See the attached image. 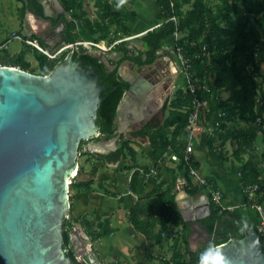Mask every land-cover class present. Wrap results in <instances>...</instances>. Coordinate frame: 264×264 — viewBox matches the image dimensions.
Returning <instances> with one entry per match:
<instances>
[{
    "label": "trees",
    "instance_id": "1",
    "mask_svg": "<svg viewBox=\"0 0 264 264\" xmlns=\"http://www.w3.org/2000/svg\"><path fill=\"white\" fill-rule=\"evenodd\" d=\"M32 1L35 2V0ZM120 1L124 2L125 0ZM155 1L161 7L164 19L162 26L148 30L142 36L141 39L145 48L140 49L138 54L125 49L123 51L130 54L129 57L137 65L150 64L157 58L162 42L170 36L174 37L175 32L178 31L181 37L175 43L181 45L186 56L191 58L192 67L190 71L197 86L196 95L203 100H208L211 105L214 93H229V96L221 102V119L223 121L221 126L225 127L222 142L231 139L239 140V148L234 153L239 162L242 163L239 180L246 195L245 203L232 209H222L211 200L213 212L202 222L214 236L211 243L212 247L228 241L232 236L243 237L251 229L260 233L264 243V234L259 231V226L264 220V213L258 209V205H262L261 197L264 194V183L261 178L262 158L255 144L259 130L263 133L264 141V92H262L257 80L258 77L263 76L262 60L258 57V48L264 40L262 31L258 27L260 24L258 15L264 10V2L221 0L214 6H209L206 0ZM60 2L70 13L80 10L77 17L81 23L79 24L75 17L71 19L67 30V42H75L81 38L78 31L81 26L91 34L101 32L102 35H107L111 31L112 25H118L123 27L126 36L132 35L131 28L122 18V13L119 10H114L112 3L106 2L104 4V18L94 22L86 16L87 13L83 8L84 0H60ZM186 3H192V8L184 10L183 7ZM133 14L135 15L134 11ZM171 16H176L177 22L170 20ZM39 57L42 58H39L41 74L50 73L56 63L44 53ZM75 59H83L94 64L97 72L100 73L107 88L102 92L103 100L99 106L97 122L101 127V134L107 133L109 138L116 136L119 130L116 123L118 107L123 100L125 91L129 88V83L120 77L117 69L109 70L85 49L75 52ZM14 64L25 70H29L30 67V62L24 59L19 62L16 60ZM193 96L194 94L189 90L183 88L177 90L176 97L170 104V112L164 122L165 127L172 130L171 136L165 135L162 130L156 129L153 124L148 122L140 129L132 132L133 136L149 137L157 160L173 153L179 155L180 167H185L187 173H191V167L189 163L184 161L185 129ZM210 108L211 111L209 112L206 109L203 110V113L210 117L209 120L212 119L214 113L212 105ZM236 118L249 125L236 129L228 128L226 121ZM258 121V127L252 126ZM182 134L184 140L181 142L179 137ZM126 151H129L132 158H135L136 151L131 148L129 140H124L116 150L110 153H98V155L117 160L125 156ZM242 153H247L248 157L246 158ZM198 164L196 161L195 168ZM126 167L133 169L134 164ZM140 168L146 172L155 168L156 172L148 177L141 172ZM157 169V166L143 165L136 167L132 173L129 188L133 192L142 195L147 191L149 185L153 187L147 193L148 200H137L131 206L128 212L129 222L135 230L143 233L149 240L159 245L164 241V233L169 231L172 225H182L185 230L183 236L188 241L191 223L184 220L182 212L180 214L176 197L163 194L166 189L170 188V185H166L167 188H165V182L160 181L161 175ZM92 171L94 173L96 170L93 169ZM207 179L212 187L219 188L212 177H207ZM92 183V180L74 179L71 183V189L91 194L93 191ZM254 184H259L260 189L254 198H250L248 189ZM201 187V185L192 184L191 187H187V191L195 194L201 190ZM173 208L177 214L174 213ZM69 219L66 218L64 224V246L68 248L71 257L76 261L77 254L71 246L69 229V226L70 228L73 227V223ZM112 231L113 229L106 228L105 234H111ZM150 248V245L145 247L146 258L152 255ZM174 256L175 254L170 259L165 260L163 264H171ZM178 263L192 264L191 261L186 260H178Z\"/></svg>",
    "mask_w": 264,
    "mask_h": 264
},
{
    "label": "water",
    "instance_id": "2",
    "mask_svg": "<svg viewBox=\"0 0 264 264\" xmlns=\"http://www.w3.org/2000/svg\"><path fill=\"white\" fill-rule=\"evenodd\" d=\"M37 2L43 11L33 15L51 27L57 14L66 12L60 0ZM60 21L65 24L64 18ZM103 53L110 65V52ZM113 53L120 57L110 56L112 60L125 55ZM122 65L118 74L129 88L118 107L121 122L112 144H107L109 134H101L97 122L101 92L107 87L92 66L86 70L75 61L73 52L48 75L17 67L11 60L0 66V264H87L86 258L90 264H101L76 226L70 231L78 249L73 260L64 246V224L71 207V183L84 180L79 172L82 142L99 137L88 143V149L109 152L131 123L141 121L139 128L146 124L156 100L153 91L158 86L152 89L144 72ZM183 192L186 199L176 201L184 220L202 224L213 212L208 192ZM216 247L231 264H264V243L254 229Z\"/></svg>",
    "mask_w": 264,
    "mask_h": 264
},
{
    "label": "rangeland",
    "instance_id": "3",
    "mask_svg": "<svg viewBox=\"0 0 264 264\" xmlns=\"http://www.w3.org/2000/svg\"><path fill=\"white\" fill-rule=\"evenodd\" d=\"M209 6H214L217 2H220L221 0H206ZM231 1V0H230ZM257 1H263L264 0H257ZM31 2L32 0H0V34L2 36H5V38H9L8 41V48L6 49V54L8 59L17 60L18 62L21 60H26L30 62L29 71L34 73H41V65H40V58L39 56L42 55V52L30 45H28L24 38H32L36 39L42 46H46L47 44L43 42L42 40H39L36 36L32 35L30 32L26 29V22L24 19H21V16L23 15L25 17V14H27L28 10L31 9ZM106 2L114 4L113 9L119 10L122 14L128 13L133 14V5L131 4V0H125L124 2L120 0H84L83 2V8L87 13V17L96 22L95 20H102L103 17V6ZM193 6L192 3H186L184 5V10H189ZM145 10H141L139 8L137 19L142 20L143 17H154L156 19L160 18V10L156 7H151V5H145ZM80 10L72 11L70 13L71 18H76L79 24L81 23L79 17H77L80 13ZM135 12V11H134ZM260 24L258 27L262 31V37L264 40V10L260 15H258ZM77 22V23H78ZM98 27V26H97ZM81 38L84 40H96V41H103L108 46L116 39H121L126 36V33L124 32L123 27L118 25H112L111 31L107 35H102L101 32H98L96 34H91L88 31L81 27L78 29ZM18 33L21 38L14 37V35ZM143 34V33H142ZM98 38V39H97ZM103 38V39H101ZM141 36H137L133 39L129 38L126 41H123L122 43H119L114 47V49L122 50H130L134 51L135 54H138V51L140 49H144V43L141 39ZM101 39V40H100ZM173 38L169 37L166 38L163 41V46L158 51L157 58L150 64L147 65H130V67L136 72L141 73L145 72L148 80L152 83L157 85V94L159 98H157L152 103V108L149 110V116H148V123L153 124L156 129L162 130L165 135L171 136L172 130L167 129L164 125L165 119L168 116L170 109H171V101L176 97L177 90L180 88H183L184 90L188 89V79L185 73V69L182 67L179 61L176 60L174 57L175 54V39L174 44L172 43ZM165 47V48H164ZM93 50L99 51L96 47H93ZM70 51H65V53L60 56L58 59H55L54 62L63 60L64 56L68 54ZM100 52V51H99ZM258 57L262 60V72L263 76L258 77V82L260 85V88L262 92H264V41L258 48ZM40 58V59H39ZM6 62V60H4ZM3 61V62H4ZM8 62V60H7ZM229 96L228 92H222V93H214L213 94V101L211 102L212 110H214L212 119L209 120V116L206 115V113H203L201 118V131L197 133V137L203 135L206 133L208 137H212L215 147L212 148V150L221 151L219 148L222 145H226V155L224 157H221V162L226 165L227 168H232V165H236L237 167V174L240 176V166L242 165L241 162H239L237 156L235 155V150L239 148V140L237 139H231L227 142H222V134L225 131V127L221 126L223 123L221 117V102ZM209 103V106H211ZM153 109H155L153 111ZM211 111V108H210ZM121 117L118 115L116 119L117 126L120 125ZM146 122V123H147ZM141 123H131L127 129L126 132L120 135V138L118 139L117 143L113 145V148L119 145L124 140H129L131 148H138L136 151V157L139 159V162L143 164H152L150 154L151 150L149 147V140L146 136H140L141 138H138L139 141H136L134 137L131 134V130L137 129L140 127ZM259 121L257 123H253L252 126L258 127ZM246 122L243 120L236 118L233 120L226 121V126L230 129H236L243 126H248ZM99 138V137H98ZM98 138H94L91 140H84L80 147V157H79V172L81 173V177L83 179L88 178L89 175H92L93 169L98 170L97 167H94L93 164L96 165L95 156L97 151H91L88 149V143L92 140H98ZM113 138L110 137L107 140V144L113 143ZM197 139V138H196ZM184 140V135L182 134L179 137V141ZM198 144V143H197ZM196 144V145H197ZM255 144L258 147V150L260 152L261 158L264 156V141H263V133L259 130L258 137L255 140ZM183 149V148H182ZM128 150V149H127ZM200 151V149L196 146L195 151L192 154L191 161L189 163V166L191 167V173H196L195 168V152ZM247 158V153H242ZM171 154L165 155L163 158L170 157ZM219 156V154L217 155ZM125 161H127V158H131V154L129 151H126L125 156L121 157ZM173 160V159H172ZM178 161L179 160H175ZM93 162V164H92ZM213 163V162H211ZM92 164V166L90 165ZM121 164H123L121 162ZM150 166V165H148ZM152 166V165H151ZM213 168L215 167L214 163L212 164ZM262 166H264V160L262 159ZM180 167V162L177 165V168ZM264 169V167H263ZM88 174V175H87ZM262 182L264 183V178L262 177ZM185 180V179H184ZM183 181H178L177 183H174L170 185L169 189H166L163 194L168 196H175L177 193H180L183 191V189L187 187H191L192 183ZM167 188V186L165 187ZM204 187L202 186L201 189ZM161 194V193H160ZM150 203V201H149ZM174 213L177 214L176 210L173 208ZM180 211V210H179ZM71 214V215H70ZM181 214V211H180ZM70 219L67 217V219L72 220L73 226L75 224L73 215L71 210H69ZM69 229L71 231V228L69 226ZM183 231L181 228V225H172L169 231L164 233L163 243L161 246H158L159 244H154L152 246H156L158 250L155 251V255H153V259L150 260V262L146 264H163L165 260L170 259V257L175 254L173 261L171 264H180L178 263V260H186L191 261L192 264H200L201 262V254L204 253L206 250L209 249V246L212 245L211 243H202L201 240L192 241L191 243L188 242L185 237L182 235ZM73 244V243H72ZM87 245V244H86ZM93 249V248H92ZM77 248H74V251L77 254ZM78 255V254H77Z\"/></svg>",
    "mask_w": 264,
    "mask_h": 264
},
{
    "label": "crops",
    "instance_id": "4",
    "mask_svg": "<svg viewBox=\"0 0 264 264\" xmlns=\"http://www.w3.org/2000/svg\"><path fill=\"white\" fill-rule=\"evenodd\" d=\"M133 5L134 14H122V18L125 19L126 24L131 28L132 35L143 36L148 30L160 27L164 19L161 11V7L156 3L155 0H131ZM151 5L160 10L161 16L156 19L154 17H143L142 20L137 19L139 8L145 10V5ZM21 19L26 22V29L28 32H35L40 29L46 22L39 20L33 15L32 12L28 11L25 17L22 15ZM141 33H144L140 35ZM172 43L174 44V37ZM169 38V37H168ZM9 38H5L0 34V44L6 42V47L0 51V62L3 64H9L6 54L8 48ZM104 45V43L102 42ZM163 46V42H162ZM48 47V44L45 46ZM165 48V47H164ZM6 60V62L4 61ZM8 60V62H7ZM4 61V62H3ZM159 98L156 93V98ZM140 128L131 130L132 132ZM149 140V147L151 150L150 158L152 164L150 167L157 166L159 174L161 175V182H165L166 185H172L178 181L191 182L193 185H199L202 178L212 177L218 187L223 191L224 203L230 207L240 206L245 203L246 195L243 190V186L240 183L239 175L237 174L236 165H232V168H227L224 163L221 162V157L226 155V145H222L219 148L221 151L212 150L215 143L212 137H208L206 133L198 136L196 139L195 147L197 146L200 151L195 152V159L199 163L196 173H187L185 167L177 168L178 161L172 160L171 156L157 160L153 153V148ZM140 136L134 137L136 141H139ZM112 147V146H111ZM111 148L107 153L116 150ZM135 151L138 148H134ZM101 153V152H100ZM104 153V154H107ZM137 154V152H136ZM219 154V156H217ZM96 165L99 167L92 175L84 180H92L93 191L91 194L86 192H79L71 189V212L74 218V226L81 230L82 234L89 238L87 246H90L97 253L101 264H146L153 259L155 251L158 250L156 246H152L155 243L149 240L143 233L135 230L133 225L129 222L128 212L131 206L137 201L148 200L147 193L152 189V185H149L147 191L142 195H138L129 188L130 179L132 173L138 166H143L139 162V159L127 158L125 161L123 158L117 160L109 159L105 156H99L98 153L95 155ZM167 156V155H166ZM264 160V156L262 157ZM121 162L123 164H121ZM213 162L215 167L213 168L211 163ZM92 164H90L92 166ZM134 164L133 169H128L127 165ZM152 165V166H151ZM264 166H262V177L264 178ZM88 175V174H87ZM204 189V188H203ZM187 191V188L183 191ZM202 190V189H201ZM205 190V189H204ZM181 191L177 193L176 197L179 201L186 199V195ZM262 198V207L264 212V194ZM178 204V203H177ZM181 211V210H180ZM203 227L200 223H191L189 226L188 242L199 240L197 236V228ZM106 228L113 229L111 234L106 235ZM182 231L184 228L181 225ZM183 235V233H182ZM166 238V237H164ZM214 236L210 235V240H213ZM150 245L151 257H145V247ZM161 246V245H158Z\"/></svg>",
    "mask_w": 264,
    "mask_h": 264
},
{
    "label": "built area",
    "instance_id": "5",
    "mask_svg": "<svg viewBox=\"0 0 264 264\" xmlns=\"http://www.w3.org/2000/svg\"><path fill=\"white\" fill-rule=\"evenodd\" d=\"M169 19L177 22L176 16H171ZM162 24H159V26H162ZM14 37L21 38V36L18 33H16L14 35ZM180 37H181L180 33L178 31H176L174 34L175 42H177L180 39ZM128 39H129V36H125L121 39H116L111 44H109L108 46L106 45L105 42H104V45H102V42L104 40L96 41V40L79 39L75 42H64L63 44H61V46H59L58 49L51 50L48 47L42 46L36 39H32V38H28V37L24 38L25 42L28 45H30V46L40 50L42 53L46 54L50 58V60L58 59L60 56H62L65 53V51H69V50L80 51L81 49H85L89 52V51L93 50V47H96L97 49H99L100 52L109 51V50L113 49L116 45H118L119 43H122L123 41H126ZM5 47H6V42L1 43L0 44V51L2 49H4ZM174 57L176 58L177 61L180 62L182 67L185 69V73H186V76L188 79V89L191 93L194 94L193 98L191 99V110L189 113L188 123H187L186 129H185L186 130V134H185L186 148L184 150V161L187 163H190L192 154L195 151L197 133L201 131V118H202L203 110L206 109L207 112H209L210 106H209L208 100H206V99L203 100L198 95H196L197 86L195 84V80L193 78V75L190 71V69L192 67L191 58L186 56V54L183 50V47L181 45H177V43H175ZM2 65H5V64L0 62V66H2ZM17 67H21V66H17ZM170 156L173 160H180L179 155H177L176 153H173ZM140 170H141V172H143L148 177L151 174L156 172L155 168H152V170L150 172H146L143 168H140ZM199 185L205 187L204 189L208 192L209 200L210 201L212 200L214 203H216L222 209L234 208V207H230V206L225 205L223 191L220 188L212 187V185L210 184V182L207 178H202L200 180ZM259 189H260L259 184H254V185L250 186L248 189L249 197L254 198ZM258 209L262 213H264L262 205H258ZM67 217L69 218L70 216L68 215ZM259 231L262 234H264V220H263L262 224L259 226Z\"/></svg>",
    "mask_w": 264,
    "mask_h": 264
},
{
    "label": "flooded vegetation",
    "instance_id": "6",
    "mask_svg": "<svg viewBox=\"0 0 264 264\" xmlns=\"http://www.w3.org/2000/svg\"><path fill=\"white\" fill-rule=\"evenodd\" d=\"M31 9L28 10L32 13H37V14H41L42 11H43V7L37 2V0H35V2L33 3V1L31 2ZM66 9V8H65ZM59 12V10H57ZM58 20H54L53 21V27H51L48 23H46L45 25H42L40 27V29H37L34 33L31 32L32 35L36 36L39 40H42L43 42H45L46 44H48V48L51 49V50H56L59 48V46H61V44H63L64 42H67V30H68V27H69V24H70V21H71V16H70V12L67 11L66 9V12L65 13H61L59 12L58 14ZM65 19V24H63L60 20L61 19ZM64 29V30H63ZM70 52L68 54H66L63 58V60H65L66 57H68L72 52L74 53V59H75V52H78V51H71L69 50ZM123 52L125 55L123 57H121L119 60H112V58L110 56H114L116 59H118L120 57V54H115L113 52ZM90 53H94L92 54L94 56V58H97L99 60V62H102L109 70H114V69H118L120 68V66L122 65L123 67L124 66H130L132 65L130 63V61L132 60L127 52L125 51H122V50H119V49H111L109 50L110 52V56L108 57L109 59V62H110V65L106 64L104 62V60H106L105 58V55L102 52H99V51H95V50H91L89 51ZM63 60L61 61H57V62H54L55 59H54V63L58 64L60 62H62ZM75 61H79V62H82L83 63V67L88 70L90 69V67L92 66L94 69H95V73L99 75V80L102 84L103 81L101 79V75L100 73L97 72V69L95 67L94 64L90 63V62H87L83 59H78ZM133 61V60H132ZM15 61H12V63L14 64ZM55 64V65H56ZM136 64V63H135ZM137 65V64H136ZM143 66V65H142ZM145 73V72H144ZM41 74V73H39ZM50 74V73H48ZM48 74H45V75H48ZM146 75V73H145ZM147 77V76H146ZM105 90V89H104ZM103 90V91H104ZM102 91V92H103ZM102 92H101V96H102ZM103 97V96H102ZM133 123H141V121H136V122H133ZM99 139V138H98ZM195 224H199L200 222L197 221V222H194ZM201 224V223H200ZM203 227H198L197 228V236H199V240L202 241V243H212V240H210V235H212L205 224H201ZM213 236V235H212ZM71 246L73 247V249L75 248V246L72 244L71 242ZM78 256V255H77ZM86 262L87 264H90L89 260L86 258Z\"/></svg>",
    "mask_w": 264,
    "mask_h": 264
},
{
    "label": "clouds",
    "instance_id": "7",
    "mask_svg": "<svg viewBox=\"0 0 264 264\" xmlns=\"http://www.w3.org/2000/svg\"><path fill=\"white\" fill-rule=\"evenodd\" d=\"M210 257L212 258L211 264H231L230 259L218 247L213 248L211 245L208 250L201 254V264H209Z\"/></svg>",
    "mask_w": 264,
    "mask_h": 264
},
{
    "label": "bare ground",
    "instance_id": "8",
    "mask_svg": "<svg viewBox=\"0 0 264 264\" xmlns=\"http://www.w3.org/2000/svg\"><path fill=\"white\" fill-rule=\"evenodd\" d=\"M144 34V33H143ZM140 35H142V33L140 34ZM137 36H139V35H135V36H133V35H131V36H129V38H131V39H133V38H135V37H137ZM147 86H150L152 89L154 88V84H149V85H147ZM156 94L157 93V89H156V91H155V89H154V91H153V94ZM154 98H156V95H155V97Z\"/></svg>",
    "mask_w": 264,
    "mask_h": 264
}]
</instances>
